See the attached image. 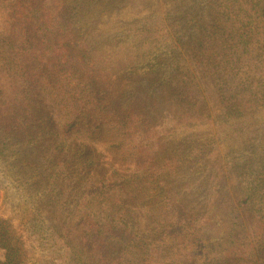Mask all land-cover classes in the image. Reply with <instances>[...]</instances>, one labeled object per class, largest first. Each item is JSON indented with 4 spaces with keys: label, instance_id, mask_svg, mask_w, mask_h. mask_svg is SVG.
<instances>
[{
    "label": "trees",
    "instance_id": "1",
    "mask_svg": "<svg viewBox=\"0 0 264 264\" xmlns=\"http://www.w3.org/2000/svg\"><path fill=\"white\" fill-rule=\"evenodd\" d=\"M0 161L14 264H264V0H0Z\"/></svg>",
    "mask_w": 264,
    "mask_h": 264
},
{
    "label": "rangeland",
    "instance_id": "2",
    "mask_svg": "<svg viewBox=\"0 0 264 264\" xmlns=\"http://www.w3.org/2000/svg\"><path fill=\"white\" fill-rule=\"evenodd\" d=\"M156 4L155 2L153 3ZM155 8V6H151ZM169 8V5L165 6ZM129 10H125L123 14L119 17H113L107 25H104V30L112 31L120 35L124 29H122L121 21L127 20L130 21L133 19V16ZM201 77L200 75H197ZM211 91V92H210ZM210 104L215 108V99L212 90L206 91ZM190 130V128H184L179 130L176 133H173V136L184 135ZM14 170L7 163L2 164L0 161V218L11 219L13 225L18 228L19 235L23 237L26 241L27 247H33L35 254L37 256L41 255L46 261H52L60 255L59 252H52L49 249L44 250L40 247L42 244L38 242L36 234L29 230L28 226L25 225L27 221V216L30 211L28 203L30 199L24 195L20 188L18 187V182L16 178L13 177ZM25 198H24V196ZM46 246H48L46 244ZM0 264H14L11 261L6 259L5 251L0 248Z\"/></svg>",
    "mask_w": 264,
    "mask_h": 264
}]
</instances>
